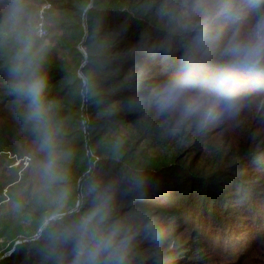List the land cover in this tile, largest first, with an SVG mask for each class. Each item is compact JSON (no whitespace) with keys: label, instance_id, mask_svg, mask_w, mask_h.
I'll use <instances>...</instances> for the list:
<instances>
[{"label":"trees","instance_id":"1","mask_svg":"<svg viewBox=\"0 0 264 264\" xmlns=\"http://www.w3.org/2000/svg\"><path fill=\"white\" fill-rule=\"evenodd\" d=\"M50 2V34L40 39L26 24L15 28L31 20L30 0H0V178L6 156L31 158L20 176L14 169L0 180V264H179V249L146 240L169 226L189 235L184 249L240 251L239 264H255L264 248V126L242 128L237 118L204 142L210 113L184 109L170 124L159 108L166 92L153 93L188 59L206 75L217 71L232 39L201 41L226 33L233 10L258 21L264 0H206L210 18L194 27L155 15L165 6L192 11L197 0ZM33 72L46 80L40 117L21 91ZM239 77L245 98L264 96V60ZM189 94L216 98L201 87ZM153 144L164 153L147 156ZM102 238L112 245L93 257Z\"/></svg>","mask_w":264,"mask_h":264},{"label":"rangeland","instance_id":"2","mask_svg":"<svg viewBox=\"0 0 264 264\" xmlns=\"http://www.w3.org/2000/svg\"><path fill=\"white\" fill-rule=\"evenodd\" d=\"M205 1L206 0H197V5L195 7L191 8L192 11H189V9H188L189 4L185 5L186 7L181 9V11L179 13H177L175 11L174 7H171L168 5L169 8H167V6H165L166 10H160L158 12V14H156L155 16L157 17L158 20H163V17L166 15L173 16L174 14H176V18L182 19L181 24H183V25L193 26V27L194 26H200V24L204 25L206 23L205 19L210 18V16L208 15L209 9L204 8L203 6H200ZM45 3H48L50 5V7H49V9H50L51 8L50 0H30V4L34 8V13L32 12V14H31L32 18H31V20L26 21V23H25L23 18L16 20L15 28L17 29V31H19L18 30L19 26H21V25L24 26L26 24V26L29 27L28 30H32L34 32V34L37 36L36 25H37L38 21L40 20V18H39L40 11H41L43 4H45ZM229 8L230 7H228V6H224L222 8V10L220 9L221 11L216 10L214 12V15H212V17L219 16L221 13L228 10ZM49 9H46L43 12V21H44V25H45L46 30H47L46 36L50 34L49 27L51 28V26H52V23L50 21H48V19H47V17L50 16L49 15L50 11L47 12V10H49ZM241 15L242 16H240L236 10H233L232 13H228V14L224 15V17L227 20H229V22L230 21L234 22V24L232 26H230L227 30V32L229 31L228 35L226 32V33H223V34H220L217 36H215V35L209 36V37L204 38L201 42L206 43V44L208 42H214L215 46H217V47L227 46V40L225 41L224 38L228 37L229 39L233 40V38L238 37V36H243L244 34L249 32L254 27V25L257 23V21H255V19L249 14H241ZM202 17H205V18L203 20H201ZM167 19H168V17H167ZM220 19L222 20L221 17H220ZM183 25H181V26H183ZM222 25H218V27H220ZM46 36H44V37L37 36V37L40 39H43ZM77 47L79 48V50L83 54H85L84 49L80 45H78ZM144 66H146L145 63H142V61H141L137 65L135 72H143L142 69ZM79 76L81 78H83V76L81 74H79ZM164 85H165V83H162L161 85L157 86L154 90H156L158 88V89H160V91H155L153 94H157V96H160L163 92H166ZM262 94H264V93H262ZM166 96H167V93L161 95V97H160L161 101H160L159 108H163V107L167 108V110L164 113L166 115V120H171L170 124H173L176 122V119L179 118L178 115H180L184 109L189 108L192 114H195L196 112H198L199 109H201L202 115L204 116L205 120H207V116L210 113L211 117L208 120L207 124L205 125V128H207V130H208L207 135L210 137L203 138V139H205L204 142L207 139H213L214 136H212V133H213L212 131L216 130L217 128H219L221 126L225 125L231 129L232 124H235L236 122H238L237 118L241 119V121L238 123L239 125L244 121V124L241 126L242 128H244V126L246 125L245 121H249V122L253 121L252 125L255 128V131L260 130L259 129L260 126L261 127L264 126V122H263L264 121V96L263 95L256 96L253 100H251L249 97L245 98L244 103H243L242 107L240 108V110L238 112H236L235 114H232V115H229L223 111L222 104L218 103L216 98L213 99V98L208 97V96L203 95V94H200V95L188 94L184 98V100H182L181 102H179L175 105H166V103H165ZM12 112H16V110H13ZM196 116H198V115L196 114ZM217 120H221V121L217 122ZM215 122H217V123H215ZM147 142L148 141H145V143H147ZM260 142H262V141H260ZM260 142H258V144ZM190 143L191 142H189V144ZM146 150L149 152L147 154V156H149V157L164 153L163 148H160L159 146H156L154 144L148 145L146 147ZM18 156L11 157L9 155V157H11V159H13L12 162L11 161L9 162V158L6 156V158H5L6 165L4 164L6 173L4 174V177L0 178V180L2 182H6L8 180L9 176H11V174H13L14 169H18L16 172V175L20 176L23 169H25L27 166L31 165L30 156H28V155H23L21 157H18ZM26 157L29 160L27 161V163H24L25 159H27ZM17 160H18V163L16 162ZM263 182H264V180H263ZM168 231H172L171 233L174 235L173 239H170L169 235L167 238L165 236H163ZM178 233L179 232L177 230H173L172 227L169 226V229L166 231L165 230L153 231L152 233H150V236L148 238L146 237V240L147 239L148 240L153 239V238L157 239V237H158V239H157L159 241L158 247L162 251H165V250L172 248V247L179 249L180 252H183V255L181 257H182V260H184V262H180L179 264H239L242 261V260L240 261V258H242L243 255L238 253L240 251H231L229 253L228 252L222 253V252L212 251V255H208L207 252L205 251L207 249V246L204 248H198L199 250H195V251H192L190 248L184 249L182 247V245H183L184 240L186 239L187 234H183V233L178 234ZM161 236H163V237L159 240V237H161ZM188 236H187V238H188ZM197 246L200 247L199 245H197ZM185 251H187V252H185ZM202 255H204L205 260H203ZM199 256H200V261L198 258ZM261 258H262V260L264 258V248L262 249V251L260 250L259 252H256L253 254V261L255 262V264H262ZM244 262H246V261H244ZM249 264H254V263L251 262Z\"/></svg>","mask_w":264,"mask_h":264},{"label":"clouds","instance_id":"3","mask_svg":"<svg viewBox=\"0 0 264 264\" xmlns=\"http://www.w3.org/2000/svg\"><path fill=\"white\" fill-rule=\"evenodd\" d=\"M226 56L228 57L226 62L217 71L207 75L202 72L196 61L186 60L179 74L164 85L167 93L166 105L181 102L193 89L201 87L217 98L225 113L232 115L238 112L245 99L241 92L239 71L264 60V17H261L249 32L233 38L226 49ZM45 89L46 80L35 72L21 89L29 98L37 117L43 115L42 100ZM42 146L49 150L50 158L46 168L51 171L55 163L51 151L53 147L51 135L44 138ZM111 245L110 238H102L92 256L95 257L101 249H107Z\"/></svg>","mask_w":264,"mask_h":264},{"label":"built area","instance_id":"4","mask_svg":"<svg viewBox=\"0 0 264 264\" xmlns=\"http://www.w3.org/2000/svg\"><path fill=\"white\" fill-rule=\"evenodd\" d=\"M49 7H50V5L48 3H45V4H43V6L41 8L40 15H39L40 20L38 21V23L36 25V34L39 37H44L47 34V30H46V27H45L44 21H43V12L46 9H49ZM13 157H15V156H13ZM28 160H29L28 158L25 159L24 163H27ZM16 162L18 163V160Z\"/></svg>","mask_w":264,"mask_h":264}]
</instances>
